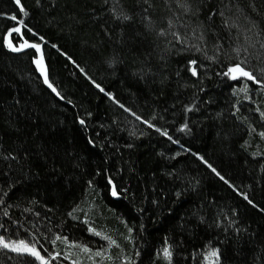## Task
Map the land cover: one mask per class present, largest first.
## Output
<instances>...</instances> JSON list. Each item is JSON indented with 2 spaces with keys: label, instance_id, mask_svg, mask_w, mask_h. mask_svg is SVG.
Returning a JSON list of instances; mask_svg holds the SVG:
<instances>
[{
  "label": "trees",
  "instance_id": "16d2710c",
  "mask_svg": "<svg viewBox=\"0 0 264 264\" xmlns=\"http://www.w3.org/2000/svg\"><path fill=\"white\" fill-rule=\"evenodd\" d=\"M188 2L0 0L5 242L51 264H264V86L223 75L247 59L264 80V0ZM0 264L40 262L0 245Z\"/></svg>",
  "mask_w": 264,
  "mask_h": 264
},
{
  "label": "snow or ice",
  "instance_id": "6c2138e0",
  "mask_svg": "<svg viewBox=\"0 0 264 264\" xmlns=\"http://www.w3.org/2000/svg\"><path fill=\"white\" fill-rule=\"evenodd\" d=\"M178 4L180 7H182L186 12L191 13L192 12V5L188 2V0H177ZM37 3H39V0H37ZM15 4L19 6V11L21 13H24L25 15L27 14L24 5L21 3V0H15ZM221 16H223V12L220 13ZM211 15H215V12H213ZM117 18H122L124 20H130L131 17L129 15H127L126 13H120L118 14ZM211 18V17H210ZM9 19H11L12 21H18L19 24L23 25L24 21L23 20H18V17L16 14H12ZM163 32V30H161ZM12 33H17L20 34L21 33V28L20 27H13L10 28L8 30V35L11 36ZM176 36H178L179 34L176 33L174 34ZM41 40H43V37H40ZM201 39H204L203 33H201ZM8 47L12 50V51H21V49L26 48V47H31L36 49L38 52L40 51L41 45L37 44V43H32V44H28L26 41L20 45V47H14L12 45L11 40L8 41ZM262 47H264V45H262ZM197 51H201L200 48L196 49ZM237 57H239L241 49L240 48H236L234 49ZM216 57L213 56L212 59H215ZM69 59H71V57H69ZM73 63H75V61H73ZM35 64L37 66V68L39 69V71L41 73H43V78H44V83L48 86V88H50L52 90V92H54L56 94V96L60 97L61 99H64L63 96H61L60 92L57 90V88L54 86L53 83L50 82L49 80V76L48 73L45 69V63H44V58L43 55L41 54V56L37 59H35ZM190 64L193 65V67L191 68L192 74L196 75L197 74V69H196V64L197 61L196 60H191ZM81 71H83V69H81ZM224 76L226 77H230L232 80H238L239 78H247L250 81H254L256 84H261L262 86H264V80H260L257 79V76L253 74V71L249 69L248 67V61L247 59H243V60H237L236 62L230 64L227 67V71H225L223 73ZM93 83L95 84V81H93ZM97 88H99L101 91H104L103 88H101V86L99 84L95 85ZM244 91H246L247 89H242ZM109 95L111 96V93H109ZM249 99L251 97H248ZM71 103V101H69ZM118 103V101H117ZM122 106V105H121ZM123 107V106H122ZM259 111V109H257ZM89 115H91L89 113ZM133 115H135V113H133ZM261 116L264 117V112L261 113ZM79 123L81 125L85 124V120L83 118H81L79 120ZM145 124H148L149 121L145 120L144 121ZM152 127H155V125H150ZM185 128H187V124L184 125ZM158 131H160L159 129H157ZM164 136H168V132L167 131H163L162 133ZM259 135L261 137H264V131H261L259 133ZM169 139H171V137H168ZM177 143H179V141H177ZM14 158V157H13ZM201 160H204V157L201 156L200 157ZM205 164H208V161L204 160ZM209 168H212L213 172H216V174L218 176H220V173L216 171L215 168L212 167L211 164H208ZM221 179H224L223 176L220 177ZM113 195H117L115 186H113ZM5 195H7V193H5ZM4 203V201L2 199H0V204ZM7 211H5L4 215H7ZM69 215H72V213H69ZM85 223H87V221H85ZM0 227H3V225H0ZM89 231L94 232L97 236L102 235L100 232H97L95 228H92L91 226H89ZM129 231H131V229H129ZM57 240L61 239V237L57 236L56 237ZM63 239H67V237H64ZM105 240H108L110 242V244H116V241L111 239V237L109 236H104ZM52 243H55V240L52 241ZM0 245H2L4 248H11L13 251L17 252V253H26V254H30L32 257L35 258V260L39 261L40 264H51V260L46 258V255L42 254L41 251L35 246V244H30L28 242H26L25 240H19V241H12L11 243H7L5 242V239L3 236H0ZM85 251H90V249H88L87 247H85L84 249ZM57 256L59 255V253L56 254ZM97 255H100L99 252H97ZM137 255H139V253H137ZM159 255V253H158ZM172 251H171V247L167 246L163 249V256L168 260L171 261L172 259ZM205 260L209 261V264H218V260H219V249L218 248H213L211 249L209 252L205 253L204 256ZM73 264H76L75 261H73Z\"/></svg>",
  "mask_w": 264,
  "mask_h": 264
}]
</instances>
